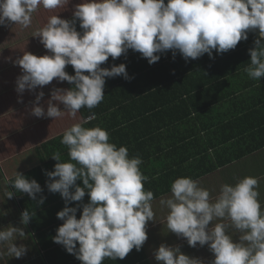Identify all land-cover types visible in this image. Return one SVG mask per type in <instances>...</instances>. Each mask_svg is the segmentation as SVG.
Segmentation results:
<instances>
[{"label": "clouds", "instance_id": "9594fccd", "mask_svg": "<svg viewBox=\"0 0 264 264\" xmlns=\"http://www.w3.org/2000/svg\"><path fill=\"white\" fill-rule=\"evenodd\" d=\"M68 2L0 0V25L14 22L27 28L40 6L53 10ZM74 18L80 20L83 34L76 30L75 20L52 15L33 35L41 38L52 55L37 57L24 52L16 61L23 70L17 79L18 93L47 85L54 78L74 83L71 89L52 92L47 116L54 119L65 112L75 117L81 108L98 106L105 97L106 77L128 78L124 64L101 67L110 56L116 59L132 49L152 64L160 59L155 53L179 50L187 61L205 53L211 57L213 49L218 53L234 49L242 39L247 40V30L258 28L264 38V0H167V4L165 0H83L76 6ZM255 43L256 47L249 50L251 60L245 72L259 80L264 77V43L259 39ZM67 65L74 68L75 75L65 71ZM43 96L39 92L37 104ZM53 100L63 103L66 111H61ZM32 112L36 117L45 115L41 106L33 107ZM83 123H74L64 131L61 143L68 148L69 160L62 162L59 152L52 155L60 162L47 175L59 179L47 187L53 193L59 192L66 203L81 201L87 190L90 202L83 206L79 219L74 207L66 206L57 213L64 223L53 240L83 264H102L105 258L124 259L133 248L141 249L148 239L146 224L155 215L154 193L144 187L148 177L140 169L143 161L139 156L130 157L126 146L110 142L106 129L84 127ZM77 179L83 181V187L76 185ZM9 184L32 199L42 191L35 179L18 172ZM258 186L256 177L245 176L235 185L223 184L213 200L199 181L178 177L171 184V197L160 200L169 210L167 228L187 238L191 247L208 244L215 254L211 264H264V210ZM72 187L74 192H70ZM6 197L11 199L13 192L7 191ZM31 215L25 210L21 223L27 225ZM214 220L220 222L209 227ZM231 229L240 233L239 242L229 234ZM24 235L22 228L10 225L0 230V246H7V255L20 258L26 248L14 241ZM155 259L160 264H203L181 253L179 247L164 244L156 251Z\"/></svg>", "mask_w": 264, "mask_h": 264}, {"label": "trees", "instance_id": "16d2710c", "mask_svg": "<svg viewBox=\"0 0 264 264\" xmlns=\"http://www.w3.org/2000/svg\"><path fill=\"white\" fill-rule=\"evenodd\" d=\"M165 4H167V0H165ZM62 14L59 18L68 21L75 20L76 30L83 34L80 20L74 18L73 10L71 13L64 10ZM247 36V40L242 39L234 49L224 53H218L213 49L211 57L205 53L196 59L188 58L187 61L179 50L155 53L160 56V59L152 64H149L148 59L144 58L141 53L132 49L116 59L110 56L101 67L110 69L113 65L124 64L128 78L126 79L123 75L112 78L106 77L103 101L93 109L81 108L78 111V116L82 122L93 117L101 119L102 122L106 121L104 126L106 125V130L109 132L110 142L115 143L117 147L126 146L130 157L139 156L142 159L143 163L140 165V169L148 177V180L144 182V187L154 193V198L169 192L171 191V184L176 178L187 176L194 179L200 174L198 167L191 162L189 155L197 149L196 145L199 143L198 129L184 128V122L190 120L193 124L194 121H197L194 116L200 112L199 110H203L199 105H195L196 101L192 100L194 99L192 98L193 88L198 91H203L205 87L208 89L209 84H213L215 79L204 75L202 68L208 67L209 70H213L215 61L221 60L228 56L231 51L256 38V29L250 32L247 30ZM174 51L175 55L173 54ZM48 52L49 55H52L50 50ZM65 71L69 75H75V70L71 65H67ZM84 74L88 75L89 73L85 71ZM62 82L64 83L62 86L67 89L74 87V83ZM29 94L30 100H32L33 95L32 93ZM206 97L213 99L208 92ZM32 117L42 121L47 115L36 117L33 114ZM69 127L70 125L59 126L55 134L50 136L49 141L44 139L38 143L39 140H36L35 143L42 144L40 147L43 149V153L37 149L38 155L32 160L42 161L46 154L51 155V151L49 152L51 148L48 143L61 141L64 131ZM183 129L186 132H195L191 135H195V137L186 139L183 135ZM64 151L68 153L66 145ZM194 158L199 160L197 156ZM32 160L26 159L22 166ZM68 160L69 157L64 156L62 158V162ZM34 170L33 168L32 171L28 172L34 173L36 172ZM36 174L45 180L44 183L40 184L42 191L36 194L35 199L29 195H24L21 204L14 189L9 184L11 181L7 180V172L0 162V179L5 182L7 190L13 192L11 199L6 197L7 192H5V202L15 207L13 210L16 211L20 221L25 210L32 214L29 223L23 225L27 254L17 263L83 264L81 260L76 258V255L68 253L63 245L55 243L53 238L57 235L58 227L64 223L57 217V213L66 206L74 207L77 208L76 217L79 219L82 215L83 206L90 202L87 190L81 201L66 203L59 192L53 193L47 187L48 183L54 179H59L58 177L50 178L47 173L42 171L36 172ZM30 178L36 180L35 176H30ZM76 185L83 187V181L77 179ZM74 191L75 187L70 188V192ZM41 198H44L43 203H40ZM76 248H79L78 242ZM128 254H135L134 258L131 257L121 264H129L130 262L135 264L137 261L147 264L142 247L139 251L133 248ZM102 264H106V258Z\"/></svg>", "mask_w": 264, "mask_h": 264}, {"label": "crops", "instance_id": "0c3cea01", "mask_svg": "<svg viewBox=\"0 0 264 264\" xmlns=\"http://www.w3.org/2000/svg\"><path fill=\"white\" fill-rule=\"evenodd\" d=\"M256 34L257 37L248 44H243L240 48L231 51L228 56L215 61L213 70H209L208 67L202 68L204 75L215 78L213 84H209L207 91L213 99L206 98L203 102L195 104L203 110H199L200 112L194 116L197 121L193 124L190 120L184 122V128L198 129L197 149L189 155L191 162L195 163L200 171L194 180L199 181L201 187L210 191L211 198L214 200L219 195L223 184L235 185L243 177L253 176L259 182L257 190L260 193L259 201L262 210H264V77L253 80L245 72L251 60L249 50L256 47L255 42L258 39L264 43L258 28ZM18 59L20 58L17 57L14 63ZM62 85H64L63 82ZM42 89L43 86H37L34 89L32 100L38 95L36 90ZM24 91L31 93L32 90ZM44 98L45 94L41 99ZM183 130L186 139L195 137V135L191 136L195 132ZM65 155L66 152L61 154V157ZM196 156L199 160L194 158ZM220 160L223 163L220 164ZM171 195L169 191L152 201L155 215L154 219L146 224L148 239L142 245L145 262L160 264L155 259V253L160 245L164 244L173 248L179 247L181 253L190 258H198L203 261V264H211L215 254L208 244L200 246L197 243L196 247H191L187 238L178 236L167 228L166 218L169 210L160 204V200H166ZM218 222L220 221H212L209 227ZM229 234L233 236L234 241L239 242V232L231 229ZM134 255L128 254L124 259L115 260L106 258V264H121L131 257L134 258ZM135 264L143 263L137 261Z\"/></svg>", "mask_w": 264, "mask_h": 264}, {"label": "rangeland", "instance_id": "374dc122", "mask_svg": "<svg viewBox=\"0 0 264 264\" xmlns=\"http://www.w3.org/2000/svg\"><path fill=\"white\" fill-rule=\"evenodd\" d=\"M82 2L83 0H69L68 4L64 7L53 10H46L40 6L33 14L32 24L27 28L15 25L14 22H8L0 26V162L8 174V181H14L15 173L18 172L29 180H32L30 176H35L39 185L44 183L45 180L39 177L36 172L42 171L49 173L54 171V166L60 161L54 160L52 155L55 152H59L60 155L65 153V145L60 140L58 143L50 142L48 144L51 148L49 150V152L51 151V155L46 154L44 160L38 162L32 159H35V156L38 155L36 153L37 149L43 153V149L40 147L42 144L39 145L38 143L44 139L48 140L50 136L55 134L59 126H71L74 123L86 122L83 123L84 127L91 128L100 126L106 129V125L104 126L106 121L102 122L101 119L93 117L82 122L78 116V112L75 117L65 112L59 118L54 119L47 116L42 121L32 117V109L35 106L43 107L45 115H47L48 101L51 100V94L54 90H67L65 86H61L62 81H59L58 78H54L49 84L44 85L42 90H36L38 94L41 91L45 94V98L41 99L38 104L36 103V98L28 101L30 98L29 92L24 91L23 93H18L16 90L17 83H14L23 75L22 68L18 63H14L17 57L22 58L24 52L34 54L37 57L49 55V50L41 43V38L39 36H33L36 31L48 22L50 16L58 15L61 17L64 10L71 13ZM207 91L208 89L206 87L203 88V91H198L193 88L192 98L194 99L192 100L196 101L195 104L201 103L207 98ZM30 92L33 93L34 90ZM52 103L57 105L61 111H66L63 103L54 100ZM36 140H39V142L35 143ZM65 156L68 157V153ZM62 158L63 156L61 157V161ZM26 159L32 161L22 166V163L26 162ZM221 162L220 160L219 163L221 164ZM31 165L33 167H30ZM33 168L36 172H28L32 171ZM10 185L12 186V184ZM12 189H14L15 195L22 204L23 196L28 194L18 192L13 186ZM7 191L5 182L0 179V230L11 225L22 228L24 231L23 224L18 218L16 211L13 210L15 207L5 202L4 194ZM14 243L17 246L24 245L25 248L27 247L25 244V235L22 237L17 236ZM0 252L4 253L0 255V264H18V261L23 259L27 254H24L20 258L11 257L7 255L6 245L0 246Z\"/></svg>", "mask_w": 264, "mask_h": 264}]
</instances>
